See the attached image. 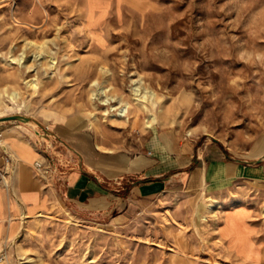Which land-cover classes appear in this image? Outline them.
<instances>
[{
  "label": "rangeland",
  "instance_id": "rangeland-1",
  "mask_svg": "<svg viewBox=\"0 0 264 264\" xmlns=\"http://www.w3.org/2000/svg\"><path fill=\"white\" fill-rule=\"evenodd\" d=\"M101 94L127 105L126 117ZM0 112L29 119L0 121L3 140L23 131L47 156L27 159L44 182L42 204L23 195L26 211L13 201L4 221L0 195V264H243L234 252L264 264L246 221L264 244V174H243L264 173V0H0ZM60 126L76 145L89 138L97 159ZM181 145L195 156L214 148L236 170L205 192L200 176L185 184L194 163L125 220L90 212L53 184L68 153L71 168L87 171L86 162L129 206L151 165L171 176L187 166ZM8 177L0 180L11 191Z\"/></svg>",
  "mask_w": 264,
  "mask_h": 264
},
{
  "label": "crops",
  "instance_id": "crops-1",
  "mask_svg": "<svg viewBox=\"0 0 264 264\" xmlns=\"http://www.w3.org/2000/svg\"><path fill=\"white\" fill-rule=\"evenodd\" d=\"M55 129L63 137L70 139L73 143L75 142L74 139L68 138L65 135L69 131L66 132L64 127L60 126ZM2 134H4V132H2ZM7 137L10 139L15 138L16 140H18V143L21 144H31L33 151L38 155H34L33 153L30 154L27 147H19L16 144H13V147L11 143H7V145H5V138ZM5 138L3 140L5 149H0V176L8 177V168L12 169L13 174L8 177L11 183V191H6L3 187V179L2 181L0 180V195L3 197L2 214L4 217V221L5 219L12 217L13 215V201H16L18 205L21 206L23 212L26 211L27 204H25V202L22 200L23 195H36L39 198L40 204L44 202V182L41 179H38L36 171L28 165L29 161L27 159L32 156H34L35 160L42 159L46 155V153L39 147L36 139H34V137H28L27 134L25 135L23 131L20 133H15L11 130H7ZM89 140L90 139L85 136L83 140L84 143H82L83 141L80 140L81 142L77 143L78 145H76L75 143L74 144L81 152L82 148L85 150V152L82 153L86 156V158L97 159V153L92 150V146ZM183 146H180V149H183V151L181 150L182 154L187 155L192 153L190 159L187 158L186 160H181L182 166H184V163L187 166L180 167L179 171L174 172V175L171 176L170 174H167V170L165 168L162 169L161 167H157L156 163H154V165H151V167L147 169V176L141 180H138L137 183L133 184L131 195L134 200L130 199L127 201L129 203V206L126 205L125 200L122 198L123 196L119 195L118 192L114 193L112 191H109L106 183H103L104 181L102 182L100 179L93 175L95 171L90 170L86 162L85 166L87 168V171H80L78 169L71 168L72 160L70 159L68 153H65L63 155V159H58L61 162V168H58L59 172L54 177L53 184H55L56 187L60 185L63 194L69 201L73 202L74 204L85 205L90 212H98L104 214L119 210L120 212L115 219L125 220L128 216L131 215V213L133 212V208L135 206H138L139 203L142 204L143 202L149 201V199L160 195L161 193H165L166 190L169 189V184L174 180V178L182 173L187 174L188 172H184L183 170L188 168L190 165L195 166L194 163H198L199 166L193 167L189 170L191 175L187 174L188 177L187 179H185L186 185L188 183L191 184L192 180L197 175L198 177L200 176L199 178L201 185L203 183V186H209V184L211 183H216L218 180L228 177L236 170V167L227 162L225 160V157H222V155H216V150L214 148L208 147L206 150L202 151L200 156H195L194 147H192V145H186L184 147ZM15 147H17V149ZM18 149L25 158L18 154ZM3 151L8 152L9 155L11 154V152H13L18 158H12L13 161L11 163H8L6 162V159L3 155ZM216 156L219 157L215 158ZM101 161V163L105 164V158ZM3 173H5V175H3ZM243 174L248 177L261 178L263 177L264 173L262 169H244ZM28 205H31V203L29 202ZM249 218L250 215H248L246 221L252 228V231L250 233L251 240L263 254L264 244H262L258 239V230L251 224ZM8 232L9 226L4 222L2 227L3 237H5ZM234 253L243 264H248V261L244 260L242 256L238 255L236 252Z\"/></svg>",
  "mask_w": 264,
  "mask_h": 264
},
{
  "label": "bare ground",
  "instance_id": "bare-ground-1",
  "mask_svg": "<svg viewBox=\"0 0 264 264\" xmlns=\"http://www.w3.org/2000/svg\"><path fill=\"white\" fill-rule=\"evenodd\" d=\"M30 44V43H29ZM41 54V53H40ZM40 54H38V55H40ZM41 56V55H40ZM38 58V57H37ZM32 67H29V69H31ZM138 88V87H137ZM139 88H141V86L139 87ZM139 88L138 89H134V91L135 92H140V90H139ZM2 95V94H1ZM95 96H98V95H96V94H94ZM144 95V96H143ZM137 96H139V97H141V100H146V99H148V96H146V94H143V93H141V94H137ZM99 97V96H98ZM10 99L13 101V102H15L16 101V99H17V96L15 95V94H13L12 96H10ZM100 100H101V105L102 106H106V107H111V109H112V111H114V112H116V111H119L120 112V117H126V113L128 112L127 110L129 109L128 107H127V105H124V106H119V102H117L116 100H113V98H109L108 99V97H105V100H103V95L101 94V97L99 98ZM136 101H140V100H136ZM118 104V105H117ZM136 108H137V110L138 111H140V109H143L142 108V106H141V104H137L136 105ZM1 115H2V113L0 112V117H1ZM157 124V121H156V118L155 117H151L150 118V120L147 122V128L148 129H152L153 128V126L154 125H156ZM31 125H33V124H31ZM3 147H5L4 145H3ZM86 147V146H85ZM90 148V147H89ZM5 149V148H4ZM98 149H102L100 146H98ZM104 153H105V151H104ZM37 164V163H36ZM35 167H36V165H35ZM207 186L206 185H204V188H203V190L206 192V188ZM220 205H221V203L220 202H218V201H215L211 206H209V209L212 211V213H213V215H215L216 214V212H217V210H219V208H220Z\"/></svg>",
  "mask_w": 264,
  "mask_h": 264
},
{
  "label": "built area",
  "instance_id": "built-area-1",
  "mask_svg": "<svg viewBox=\"0 0 264 264\" xmlns=\"http://www.w3.org/2000/svg\"><path fill=\"white\" fill-rule=\"evenodd\" d=\"M3 134L0 133V149H3ZM3 155L6 159V162L11 163L13 161L12 157L8 154V152L3 151ZM49 166V165H48ZM45 163H37L36 169L38 172H40L42 175L47 176L50 174V167H48Z\"/></svg>",
  "mask_w": 264,
  "mask_h": 264
},
{
  "label": "water",
  "instance_id": "water-1",
  "mask_svg": "<svg viewBox=\"0 0 264 264\" xmlns=\"http://www.w3.org/2000/svg\"><path fill=\"white\" fill-rule=\"evenodd\" d=\"M29 120L27 118H23V117H20V116H15V117H9V118H4V119H0V121H10V120Z\"/></svg>",
  "mask_w": 264,
  "mask_h": 264
}]
</instances>
